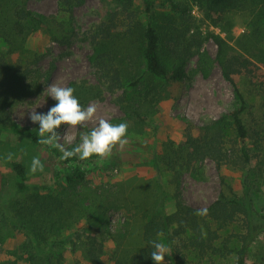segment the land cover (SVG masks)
Returning <instances> with one entry per match:
<instances>
[{
  "label": "trees",
  "instance_id": "obj_1",
  "mask_svg": "<svg viewBox=\"0 0 264 264\" xmlns=\"http://www.w3.org/2000/svg\"><path fill=\"white\" fill-rule=\"evenodd\" d=\"M28 1L0 0V45L8 46L11 52L20 50L25 40L42 27L50 33L49 27H54V17L35 13L29 8ZM188 1L199 7L206 21L219 26L227 13L238 10L247 0ZM250 1L252 9L257 11L259 8L263 15L264 0ZM84 2L58 0L60 9L70 15V19L75 8ZM117 2L124 10H130L134 0ZM143 4L144 24L137 20L135 13L129 12L127 18L123 19L117 11H110L95 26L89 40L93 48L92 63L102 89H92L91 94L75 89L74 95L78 100L83 94L84 99L92 96L103 98V90L117 94L123 89L122 95L117 98L118 104L130 118L140 117L141 110L148 102L160 100L162 89L165 91L169 85L187 80L188 61L203 45L201 33L192 29L190 7L177 0H143ZM162 13H169L173 18L157 20V15ZM178 19L186 26L184 34L179 32ZM63 34L53 37L54 40L58 43L67 42L68 37ZM216 43L222 75L232 86L239 106L228 114V121L220 119L212 122L199 128L197 133L188 125L180 144L170 145L160 156H156L155 166L163 164L172 172L173 183H177L184 172L194 170L207 160L214 161L219 169L232 166L248 171L254 168L264 170V120L256 128L249 129L243 118L248 107L247 101L236 81L239 76H256L260 68L251 58L227 52L226 43L221 37H216ZM4 56L0 50V131L22 136L50 152L60 166L55 173V182L57 185L66 184L67 189L63 193H56L54 186H32L26 167L18 161L10 163L17 198H12L8 204L11 215L0 214V247L5 242L3 230L7 226L17 229L23 241L15 249L7 250L9 259L0 264H61L64 258L62 244L80 230L85 233L88 264H154L150 255L153 249L149 242L155 239L165 241L171 250V260L164 264H178L177 260L183 259L188 253H195L202 261H214L232 252L236 256L235 264H248L253 242L260 233H264V209L261 210L263 222L255 224L248 191H244L242 196L236 193L221 194L207 208L206 216H197L198 210L187 205L178 191L175 194V210L171 214L165 211L163 202H160L155 215L144 224L142 246L130 252L122 250L118 243L109 256L105 240L116 238L108 232L104 235L101 229L108 225L107 211L116 207V199L114 202L103 200L92 206L94 210L84 212L87 197L78 189L86 181V167L76 157L60 160V151L41 145L38 134L27 133L13 126L14 107L25 102L33 94L36 85L30 67L10 70ZM51 72L45 73L47 77ZM262 78L260 88L264 108V75ZM129 89L134 94L129 93ZM110 197L107 196V199L110 200ZM76 206L80 207L82 217L86 215V226L77 227L80 219L76 215ZM99 222L100 228L97 226ZM73 224L78 225H75L71 235L62 233ZM240 224L241 231H233L227 236L221 233ZM158 232L163 235L157 237ZM234 243L237 247L232 249Z\"/></svg>",
  "mask_w": 264,
  "mask_h": 264
},
{
  "label": "rangeland",
  "instance_id": "obj_2",
  "mask_svg": "<svg viewBox=\"0 0 264 264\" xmlns=\"http://www.w3.org/2000/svg\"><path fill=\"white\" fill-rule=\"evenodd\" d=\"M177 1L190 7L192 29L198 30L203 38L202 48L200 51L196 50L188 61L186 81L169 85L165 91L162 89L160 100L148 102L141 110L140 117L130 118L118 104L117 98L122 95L123 89L117 94L103 90V98L92 96L84 99V94L79 98L83 107L91 103L97 105V121L103 117L110 123L126 122L129 126L128 143L123 149L117 147L109 158L99 164L96 163V157L89 161L79 160L88 170L86 181L78 189V192L87 197L83 211L94 210L92 206L103 200L114 202L116 199V207L107 211L109 223L101 229L104 235L108 232L116 238L105 240L109 256L118 243L122 250L130 252L142 246L144 224L155 215L160 202H163L165 211L171 214L175 210V194L178 191L182 193L185 203L197 210L208 208L221 194L236 193L242 196L244 191H248L251 195L253 221L258 225L263 222L261 210L264 209V170L254 168L248 171L232 166L219 169L214 161L207 160L194 170L184 172L179 181L173 183L172 172L163 164L155 166L156 156H160L170 145L183 141L188 125L197 133L199 128L212 122L220 119L228 121V114L239 106L232 86L222 75L216 37L224 39L227 52L251 58L259 66L256 76H239L236 81L247 101L248 107L243 118L249 129L256 128L264 120L263 93L260 88L264 75V14L261 15L259 8L257 11L253 10L252 2L247 0L238 10L227 13L224 22L216 26L204 19L197 5L188 0ZM28 5L37 14L54 17V27H49L51 33L42 27L25 40L20 50L11 52L3 44L0 45V50L5 54L3 59L8 69L30 67L33 73L36 85L33 94L14 107L12 116L14 127L38 134L39 125L31 121L30 112L35 110L46 114L56 104L46 92L52 83L89 94L92 89H102L92 63L93 48L89 40L95 26L110 11H117L123 19L127 18L129 12L135 13L137 20L144 24V4L143 0H134L130 10H124L117 0H85L75 8L71 19L70 15L60 9L58 0H29ZM168 18L173 17L169 13L157 15L159 21ZM177 27L184 34L186 26L179 19ZM63 33L68 37L67 42L58 43L54 40L53 37ZM50 70L52 72L47 77L45 73ZM129 93L134 94L130 89ZM97 121L89 122L86 127L76 130L61 126L59 142L65 148H74L80 143V134L90 132ZM9 154L11 159L8 158ZM33 157L40 158L44 165L43 172H30ZM12 161H18L26 167L30 185L54 186L56 193H63L67 189L66 184L57 185L55 182V173L60 166L50 152L22 136L0 131V214L11 215L8 204L12 198H17L10 168ZM110 195L109 200L107 196ZM75 210L80 224H73L65 229L62 232L65 235H71L75 225L86 226V215L82 217L80 207L76 206ZM100 223L97 225L99 228ZM241 228L240 224L221 233L227 236L233 231H241ZM3 234L5 242L0 247V262L9 259L7 250L15 249L23 241L21 233L13 226L4 228ZM84 238L85 233L80 230L62 244L64 258L61 264H88ZM236 247L235 243L231 245L232 249ZM170 260L169 248L164 263ZM235 261L234 252L214 261H202L195 253H188L183 259L177 260L178 264H235ZM248 264H264V233H260L253 242Z\"/></svg>",
  "mask_w": 264,
  "mask_h": 264
},
{
  "label": "clouds",
  "instance_id": "obj_3",
  "mask_svg": "<svg viewBox=\"0 0 264 264\" xmlns=\"http://www.w3.org/2000/svg\"><path fill=\"white\" fill-rule=\"evenodd\" d=\"M46 92L56 104L49 109L46 114L37 113L35 110L30 112V119L34 124L39 125V143L56 148L62 154L59 159L62 161L70 160L73 157L80 161H89L96 157V163H102L109 158L113 151L119 147L123 149L127 145L128 124L126 122L113 124L103 117L98 118V107L95 103L83 107L78 98L74 95L75 89L68 86H61L52 83L47 87ZM97 121L95 127L90 132L80 134V143L71 150L59 142L61 137L57 130L61 126H66L68 130H76L86 127L89 122ZM11 159V154L8 156ZM37 171L43 172L44 165L39 157H33L30 172L35 174ZM208 209L203 208L196 212L197 216H206ZM162 232L157 233L161 237ZM153 251L150 253L154 264H164V258L169 253L167 243L160 239L149 242Z\"/></svg>",
  "mask_w": 264,
  "mask_h": 264
}]
</instances>
